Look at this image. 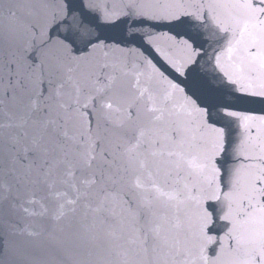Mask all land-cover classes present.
<instances>
[{
	"label": "snow or ice",
	"instance_id": "1",
	"mask_svg": "<svg viewBox=\"0 0 264 264\" xmlns=\"http://www.w3.org/2000/svg\"><path fill=\"white\" fill-rule=\"evenodd\" d=\"M123 18L187 37L173 67L188 91L109 57ZM209 21L241 52L213 80L188 31ZM0 67V264H264V114L238 109L264 103V0H0ZM178 95L210 137L194 143ZM236 122L242 162L225 181L217 157ZM133 171L148 183L127 185Z\"/></svg>",
	"mask_w": 264,
	"mask_h": 264
},
{
	"label": "water",
	"instance_id": "2",
	"mask_svg": "<svg viewBox=\"0 0 264 264\" xmlns=\"http://www.w3.org/2000/svg\"><path fill=\"white\" fill-rule=\"evenodd\" d=\"M87 3V0H84ZM102 2L108 3L109 7L118 0H102ZM206 2V0H205ZM123 32L124 41H110L112 48L122 49L123 52H109V57L113 55H124L130 63H137L141 68H147L150 71H156V75L159 77L160 73H163V82L172 81L180 85L181 88H185L188 91L190 86L191 77L188 75L181 76L175 72L173 64H180L186 61L189 51L183 45L182 41L187 37L184 34L172 39L175 36L174 30L166 22H153L146 21L143 24L135 22L132 18H123L117 21V27L113 30V34L119 37L120 32ZM188 31L196 37L197 51L200 52L199 63L196 68L199 74L208 80L214 78H222L220 69L225 71H232L238 61V57L241 52L237 48H233V51L229 52V40L232 39L231 33L219 32L212 24L211 21L206 25H199L196 22H192V26ZM53 39H56L53 34ZM191 43V42H190ZM131 50L129 53L128 50ZM255 51V49H251ZM97 57H103V52H98ZM216 57H219V65L217 68ZM6 74V70L0 67V75ZM182 100L180 96H177L175 101V111L181 113V118L184 120H190L193 122V133L195 137L194 143L200 142L203 137H210L211 133L205 128H195V116H188L184 114V109L181 106ZM238 109L242 112L260 116L264 114V103L260 102L259 98H256L255 103L241 104ZM257 122L253 124L252 135H257L256 129ZM105 127L111 129V125H105ZM131 134V133H130ZM243 138V130L239 126V123H233L231 125L230 134L225 141V151L217 157V167L221 169L224 174L225 181L227 180V174L229 170L239 167L241 165V158L237 156L234 151L236 145L239 144ZM147 147V145H145ZM153 147H159L154 145ZM195 154V153H193ZM139 177V180L143 184L148 183V178L145 175H141L135 171L130 172L125 177V183L131 185ZM185 172H181L179 177H176L178 181L177 186H182L186 182ZM187 179H191L190 177ZM222 191L227 192L228 188L222 186ZM212 206L216 209L217 218L216 223L213 225L212 235L225 237V233L228 231L230 225L219 217L223 215L222 208H224L225 201L211 202ZM224 245L227 248L230 244L227 238H224ZM215 247V246H213Z\"/></svg>",
	"mask_w": 264,
	"mask_h": 264
}]
</instances>
